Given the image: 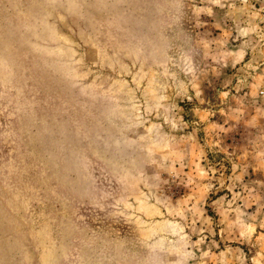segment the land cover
<instances>
[{
  "label": "rangeland",
  "instance_id": "obj_1",
  "mask_svg": "<svg viewBox=\"0 0 264 264\" xmlns=\"http://www.w3.org/2000/svg\"><path fill=\"white\" fill-rule=\"evenodd\" d=\"M0 264H264V0H0Z\"/></svg>",
  "mask_w": 264,
  "mask_h": 264
}]
</instances>
